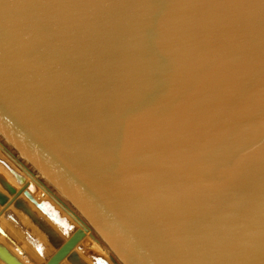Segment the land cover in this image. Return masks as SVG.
<instances>
[{
    "label": "water",
    "instance_id": "water-1",
    "mask_svg": "<svg viewBox=\"0 0 264 264\" xmlns=\"http://www.w3.org/2000/svg\"><path fill=\"white\" fill-rule=\"evenodd\" d=\"M176 6L158 10L171 46L185 65L189 86L213 64L206 59L209 44L205 33L226 27L237 10L184 6L191 0H168ZM11 14L0 20V93L7 98L0 107V131L26 156L55 192L62 195L85 226H77L50 200L36 202L42 212L16 198L0 220V261L3 264H264V18H252L242 51L234 62L247 58L251 93L248 108L224 122L221 141L235 151L252 149L246 162L243 185L222 189L200 187L184 191L192 177L180 168L165 173L149 172L152 149L146 147L133 158L124 173L128 186L118 188L98 176L86 163L92 158L89 142L103 133L79 124L47 122L42 114L68 92L61 73L69 52L87 51L104 42L116 47L120 57L135 59L141 38L138 23L145 9L135 0H14ZM235 102H238L235 101ZM234 102V103H235ZM219 119H222L219 118ZM211 125L203 135L215 131ZM103 145H101L102 147ZM187 153L198 151V142L185 145ZM180 159H184L182 154ZM186 160L194 168L197 160ZM0 165L17 181L24 176L3 155ZM148 172L140 183L135 172ZM212 183L222 179L200 172ZM115 179V178H113ZM0 187L7 193L14 185L0 173ZM64 194V195H63ZM6 194L0 190V204ZM28 222V225L26 222ZM86 227L113 254L91 247Z\"/></svg>",
    "mask_w": 264,
    "mask_h": 264
},
{
    "label": "snow or ice",
    "instance_id": "snow-or-ice-1",
    "mask_svg": "<svg viewBox=\"0 0 264 264\" xmlns=\"http://www.w3.org/2000/svg\"><path fill=\"white\" fill-rule=\"evenodd\" d=\"M145 9L138 23L141 43L131 62L124 61L113 45L97 42L87 51L69 52L61 73L67 94L50 104L42 114L47 122L79 124L94 129L103 124V133L88 143L92 158L86 163L101 178L111 180L121 190L128 186L129 172L136 154L150 147L153 164L149 172L165 173L180 168L192 177L184 191L205 187L222 189L243 185V169L254 153L235 151L221 145L224 122L248 108L249 61L234 62L233 53L245 46L246 29L257 12L264 18V0H191L184 6L237 10L226 27L207 31L212 67L190 83L185 65L171 46L158 10L176 6L168 0H135ZM14 0H0V20L9 16ZM264 102V86L260 88ZM238 102H235L237 101ZM235 102V103H234ZM9 102L0 93V107ZM222 119H219L221 118ZM264 129V119L261 120ZM213 124L215 131L203 133ZM198 142L196 153H187L188 143ZM101 145H103L101 147ZM184 159H180L181 155ZM264 158V144L260 146ZM199 159L186 169V160ZM200 172L222 178L219 183L204 180ZM148 172L138 170L135 179L144 183ZM115 178V179H113Z\"/></svg>",
    "mask_w": 264,
    "mask_h": 264
},
{
    "label": "bare ground",
    "instance_id": "bare-ground-1",
    "mask_svg": "<svg viewBox=\"0 0 264 264\" xmlns=\"http://www.w3.org/2000/svg\"><path fill=\"white\" fill-rule=\"evenodd\" d=\"M0 144L3 145V146H10L13 148V150L15 152H17L19 155H16L15 154H12L10 153L14 158L15 160L17 161V163H19L23 168L24 170L26 171L24 173H21L23 176H24V179L22 181H17L16 179L13 178L12 175H10L1 165H0V173L9 181L11 182L13 185H14V191L12 193H7L5 192L1 187H0V190L2 192H4L6 194V200L5 202H3L2 204H0V220L8 227V228H12V226L7 222L5 221L3 218H2V215L3 213L5 212V210H7L8 208H12V204L14 202V200L16 198H23L27 201V203L34 208L35 211H37L40 215L43 216L42 212H40V210L35 206V204H33V202H31V200H29V198L25 195V193L27 192L29 194V196H31L32 199H34L36 202H40L42 199H44L46 196H49L50 193H53V190L50 188V184L48 183V181L43 177V175L38 171L36 170L31 164L30 162L27 160L26 156L0 131ZM8 144V145H7ZM9 148V150H11ZM12 150V151H13ZM13 151V152H14ZM0 155H2L0 153ZM4 156V155H3ZM20 158H19V157ZM5 157V156H4ZM6 158V157H5ZM8 159V158H7ZM8 162H10V160L8 159ZM11 163V162H10ZM32 186H35V188H32ZM36 188H38V191L37 192H40V194H38L37 192L35 193V195L37 197H41L40 199H36V197H34V192L36 191ZM40 189V190H39ZM49 193V194H48ZM64 195V194H63ZM56 198V197H55ZM67 200H69L67 198ZM70 201V200H69ZM70 204V203H69ZM70 206L73 208V206L70 204ZM13 209V208H12ZM74 209V208H73ZM23 220V217L21 216V214L13 209ZM74 211H76L74 209ZM72 215L74 217V220L82 225V226H85V223L83 222V217L80 215L78 216L77 214H75V212H72ZM82 219H81V218ZM24 222H26L24 220ZM28 224V222H26ZM29 225V224H28ZM30 226V225H29ZM89 228V227H86V229ZM91 229V228H90ZM93 236V235H92ZM96 240V241H95ZM94 241L97 243L98 240L94 237ZM91 242H92V239H91ZM92 244V243H91ZM1 263V261H0ZM116 263H118L116 261ZM2 264V263H1ZM119 264V263H118Z\"/></svg>",
    "mask_w": 264,
    "mask_h": 264
},
{
    "label": "rangeland",
    "instance_id": "rangeland-1",
    "mask_svg": "<svg viewBox=\"0 0 264 264\" xmlns=\"http://www.w3.org/2000/svg\"><path fill=\"white\" fill-rule=\"evenodd\" d=\"M8 145V144H7ZM8 147H10V146H8ZM7 146L5 147V146H3V145H1L0 144V153L2 154V155H4L6 158H8L9 160H10V162H11V164L20 172V173H24V174H26L25 172V170H24V168L19 164V163H17V161L15 160V158L10 154V153H12V154H17V155H19L17 152H15L14 150H13V148L12 147H10V149L11 150H9V148H8ZM14 152H13V151ZM15 154V155H16ZM19 157V156H18ZM20 158V157H19ZM32 188H35V186H32ZM50 188L53 190V193H48L49 194V196H46L44 199H42V200H46V199H50L54 204H55V206H57L65 215H66V217L69 219V220H71V222L72 223H74L75 225H77V226H80V224H78L75 220H74V217H73V215H72V213H71V211L72 212H75V214H77L78 216H80L76 211H74V209L70 206V204H69V202L62 196V195H60L59 193H57V192H55V190L53 189V187H51L50 186ZM40 190V189H39ZM38 191V188H36V191L34 192V197H36V199H40L41 197V194H40V192H37ZM38 193V194H40V196L39 197H37L36 195H35V193ZM56 197V198H55ZM81 218V217H80ZM82 219V218H81ZM83 220V219H82ZM85 235L86 236H88L90 239H92V244H91V247L92 248H94V249H98V250H100V251H102L104 254H112L111 253V251L104 245V243L101 241V240H99L97 243L94 241V237L97 239V237L95 236V233L93 232V230L92 229H90V228H87L86 229V231H85ZM93 235V236H92ZM98 240V239H97ZM113 255V254H112ZM116 260H117V262L119 263V264H121V262L116 258ZM2 263V262H1ZM0 263V264H1ZM118 263H116V264H118ZM3 264V263H2Z\"/></svg>",
    "mask_w": 264,
    "mask_h": 264
}]
</instances>
